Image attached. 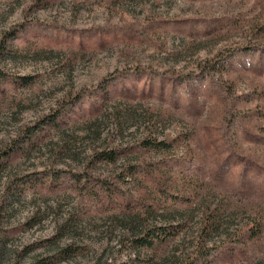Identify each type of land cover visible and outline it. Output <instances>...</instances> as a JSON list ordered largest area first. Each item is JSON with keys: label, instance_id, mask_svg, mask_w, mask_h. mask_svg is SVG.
Instances as JSON below:
<instances>
[{"label": "rangeland", "instance_id": "obj_1", "mask_svg": "<svg viewBox=\"0 0 264 264\" xmlns=\"http://www.w3.org/2000/svg\"><path fill=\"white\" fill-rule=\"evenodd\" d=\"M0 264H264V0H0Z\"/></svg>", "mask_w": 264, "mask_h": 264}, {"label": "trees", "instance_id": "obj_2", "mask_svg": "<svg viewBox=\"0 0 264 264\" xmlns=\"http://www.w3.org/2000/svg\"><path fill=\"white\" fill-rule=\"evenodd\" d=\"M26 78H30V77H24V79ZM23 82H30L28 80H22ZM53 122H57L58 120V116L54 117L51 119ZM56 125H59V123H57ZM113 151H111L107 157L111 158V157H116V154H112ZM172 233V230L170 228H158L155 231L151 232V234L149 236H144L142 238H140L141 244L143 245H148L150 243H152L155 240H159V241H164L167 237L170 236V234Z\"/></svg>", "mask_w": 264, "mask_h": 264}]
</instances>
